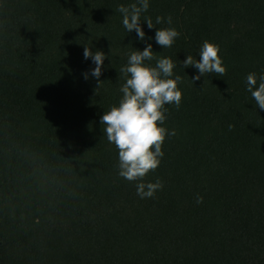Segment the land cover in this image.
I'll return each mask as SVG.
<instances>
[{
	"label": "trees",
	"instance_id": "obj_1",
	"mask_svg": "<svg viewBox=\"0 0 264 264\" xmlns=\"http://www.w3.org/2000/svg\"><path fill=\"white\" fill-rule=\"evenodd\" d=\"M133 2L0 0V264H264V110L245 84L264 74V0H149L141 19L179 33L165 49L123 28ZM206 40L225 73L193 82L182 61ZM148 43L182 99L142 181L163 187L141 199L99 121ZM84 46L106 54L99 87Z\"/></svg>",
	"mask_w": 264,
	"mask_h": 264
},
{
	"label": "clouds",
	"instance_id": "obj_2",
	"mask_svg": "<svg viewBox=\"0 0 264 264\" xmlns=\"http://www.w3.org/2000/svg\"><path fill=\"white\" fill-rule=\"evenodd\" d=\"M149 0H134L128 6L121 5L116 11L122 16L123 28L132 33L135 31L139 41H145V32L140 22L144 21L149 29L156 28L150 18L141 19V15L147 12ZM171 24V17H156L155 24ZM179 36L175 28H156L155 43L163 49L171 47ZM219 47L209 41H204L199 49V59H194L187 54L182 61L184 69L194 68L197 75L192 81L199 80L205 74L213 73L223 76L225 67L219 54ZM84 60L92 61L94 67L89 72L83 73L87 80L89 75L98 81L104 61L107 58L102 51H91L84 46ZM152 44L148 43L141 51H133L129 54L127 64L119 71L125 74V82L119 91L122 97L118 106H113L100 116L102 132L106 135L108 143L114 144L118 150V175L129 181H137L136 195L141 199L154 197L157 190L163 187L161 181L144 183L143 178L150 171H154L160 164L164 155L162 144L166 136L175 135L162 125L166 119L165 105L180 107L182 92L178 88L181 77H173L175 67L170 58L156 60L155 66H149L145 61L153 60ZM246 91L251 94L255 105L264 110V74L249 73L245 77ZM97 87V88H98ZM197 203L202 202V197L196 198Z\"/></svg>",
	"mask_w": 264,
	"mask_h": 264
}]
</instances>
